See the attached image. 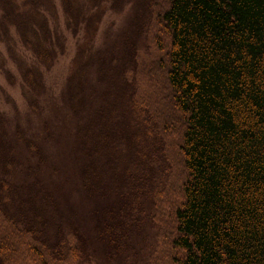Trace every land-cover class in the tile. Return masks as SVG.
<instances>
[{"label":"trees","instance_id":"16d2710c","mask_svg":"<svg viewBox=\"0 0 264 264\" xmlns=\"http://www.w3.org/2000/svg\"><path fill=\"white\" fill-rule=\"evenodd\" d=\"M55 1L66 30L85 31L60 100L94 226L63 209L48 155L0 116V264H102L96 245L114 261L151 225L143 264H264V0H0V44L34 112L40 66L64 51ZM128 5L94 48L107 7ZM12 30L36 64L15 55ZM149 47L160 58L146 61Z\"/></svg>","mask_w":264,"mask_h":264},{"label":"rangeland","instance_id":"374dc122","mask_svg":"<svg viewBox=\"0 0 264 264\" xmlns=\"http://www.w3.org/2000/svg\"><path fill=\"white\" fill-rule=\"evenodd\" d=\"M120 9L118 11L110 6L107 7L96 32L94 48H100L107 42H112L116 35L124 29L131 14V8L128 5ZM55 13V16L50 18V25L62 34L64 51L50 69L40 66L47 90L39 102L38 112L32 111L28 105L24 94L28 89L22 81L13 54L8 46L0 44V116L6 119L11 133L20 129L27 138L33 139L48 155L50 164L46 183L61 199L63 209L76 219L77 225L79 224L87 235L91 233L94 226L93 217L96 208L92 202L85 199L80 190L79 175L83 160L77 151L75 121L71 114L64 110L60 100L72 71L77 50L86 37L83 34L85 31L74 36L66 30L65 17L58 1ZM12 37L10 44L15 55L24 59L29 65L36 64L32 54L21 46L13 30ZM147 52L146 61L154 54H159L158 58L161 56V52L154 48L149 47ZM144 53L143 51L142 54ZM71 211L74 215L70 213ZM154 241L155 234L151 225L138 239L134 238L124 256L114 261H108L98 245L94 247L98 249L96 256L102 264H143L147 261ZM13 258H16L14 251L11 254V259ZM11 264H16V260Z\"/></svg>","mask_w":264,"mask_h":264}]
</instances>
